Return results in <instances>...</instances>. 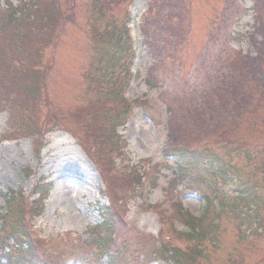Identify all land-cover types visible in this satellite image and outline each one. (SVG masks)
I'll return each mask as SVG.
<instances>
[{
  "label": "rangeland",
  "instance_id": "1",
  "mask_svg": "<svg viewBox=\"0 0 264 264\" xmlns=\"http://www.w3.org/2000/svg\"><path fill=\"white\" fill-rule=\"evenodd\" d=\"M6 1L16 7L33 0ZM91 1L40 3L44 7L40 16L44 17L41 24H36L39 31L22 19L10 23L9 13L0 15V20L6 22L0 24V78L4 76L0 91L6 105L14 106L11 114L17 119V123L15 118L12 121L10 112L0 113V215L6 213L3 195L20 192L28 197L35 180L44 177L54 185L45 212L39 219L27 220L36 233L34 253L42 257L45 246L41 240H48L46 248L56 260L59 254L64 258L72 253L81 263L90 264V256L93 260L99 257L89 244L92 227L99 223L97 207L106 204L103 186L66 131L77 136L82 148L97 157L106 154L108 147L99 149L100 138L96 134L88 136L92 132L83 128L74 112L78 105L89 101L84 73L103 51L96 38L104 35L113 20L121 22L128 12L135 49L132 70L136 76L127 97L145 101L154 119L150 121L140 113L119 130L127 144L119 167L143 174L156 173L157 167L160 173L155 174L156 187L147 202L155 204L156 209L147 213L137 198L130 201L124 215L139 245L128 238L121 244L116 242L109 251L116 255L125 247L121 264L139 263L143 260V242L157 243L161 225L170 248L181 250L186 245L172 238L171 227L180 234L184 229L177 217V195L182 209L192 216L200 217L205 210V201L197 194L180 193L181 185L172 186L167 181L169 172L159 165L171 160L165 159L163 152L189 144L200 147L205 140H264V0H103L100 5L109 13L103 20L92 16ZM6 5L0 0V13ZM13 30L24 36L18 46L11 38ZM34 75L41 82L45 79L46 87L39 97H29L25 90L34 84ZM20 87L22 91H13ZM25 100L30 103L28 108ZM45 119H53L64 128L47 134L36 157L42 134L49 127ZM18 126L20 130L15 128ZM21 129L37 132V145L26 137V132H18ZM219 148L212 145V150L226 160L228 152ZM249 148L234 152L233 173L226 176L224 184L220 181L218 197L210 195L218 213L210 216L217 217L212 221L216 239L206 241L201 248L198 261L204 264L264 261V182L255 167L257 156ZM114 173L109 177L110 184L117 181ZM244 194L257 199L259 213L255 205L248 203L250 200L234 198ZM1 223L0 219V227ZM13 256L17 257L15 252Z\"/></svg>",
  "mask_w": 264,
  "mask_h": 264
},
{
  "label": "trees",
  "instance_id": "2",
  "mask_svg": "<svg viewBox=\"0 0 264 264\" xmlns=\"http://www.w3.org/2000/svg\"><path fill=\"white\" fill-rule=\"evenodd\" d=\"M45 2H48V0H33L32 2L29 1L28 3H21L19 6L14 8L12 7L11 3L6 1L7 5L5 7L7 9L4 8L5 11H1L0 15L9 13L7 14V16L12 19L10 23L17 24L22 19V22L30 25V28H34L39 31V28L36 26V24H41L43 22L41 21V18L44 17V15L40 16L41 9L44 7L39 6V4H43ZM91 2L93 4L92 10H94L92 16L94 15L96 20H103L107 15L104 14L99 7L100 0H92ZM8 17L7 22L9 20ZM113 19L114 18H112V20ZM116 20H113L114 23L111 22L109 26H106L107 31H105L102 37H99L98 35V37L96 38L100 41L103 51L101 55L98 56V58L92 60L89 68L84 73L85 95L87 96L89 101L84 105H78L79 107H77L74 112L79 122H83V128L92 132L88 133V136H94V134H96V136L100 138L101 149L103 145L108 148L112 147L113 145L115 146V144L117 143L115 140L116 126L125 120L128 111L127 106H125L122 100V92L126 83L128 82L127 80L129 76V65L131 62V51L128 43V35L125 23ZM5 23L6 22H4V18L2 21L0 20V24L2 26L5 25ZM12 35L13 37L11 38L14 41V44L16 46L20 45L21 40L24 39V36L20 35L15 30L12 31ZM50 64L51 61L47 64V66H51ZM47 66L45 68H47ZM34 76V84L32 83L29 87H25V90L29 97H39L38 95L40 93L42 95L46 87L43 84L45 81L44 78V81L41 82L39 78L36 77V75ZM2 78H0V80L2 81L0 89L4 84V80H2ZM21 88L22 87L15 88L13 91L20 92L23 90H21ZM3 96L4 94H2V91H0V98H2ZM44 101H46V99H44ZM24 103L27 104L26 108L30 106L28 100H25ZM45 120L47 121V123L53 122L59 124L58 122H54L53 119ZM22 130L24 131V133L26 132V134H29L30 136L38 135L37 132L32 133L31 131L28 132L24 129ZM260 142L262 143L264 142V140H261ZM237 143L239 144V142ZM237 143H235V145H237L236 150H239V146ZM260 145L261 144L256 145L254 141V146H250L249 150L254 151V155L257 156V158H255L254 160L258 162V165H255V167H259L257 168V171L263 177L264 182V145L262 144V150L258 151L260 150ZM232 148L233 149L229 150V152L231 153L235 152L234 146ZM178 161L179 160H176L173 166V181H176V183H184L188 186L190 184L188 176L190 174V170L188 169L190 168V166H192V163L187 161L181 164ZM214 175L215 174L212 170H208L206 174V176L212 178L213 181ZM214 186L215 183L211 186L209 185L208 188L210 190H215ZM34 190H36V192L40 195L43 194L40 191L38 185L34 187ZM238 199L240 201L252 200L249 197H238ZM205 201V211L198 218L192 217L187 212L178 213L177 216L179 220L184 223L186 228V233H183L181 235V238L184 240L185 244L188 245V247L181 250H172L170 248L164 247V249L162 251H159L158 254L164 255L163 257L165 258L166 263L171 262L172 264H204V262L198 261V258L201 255V251L199 250L207 239H209V241L211 242L215 240V227L212 225V221L217 218L216 217L214 219H210L211 215L216 216L215 214H212L213 211L211 210L212 199L209 197H205ZM252 201L256 202V200ZM22 203L23 200L20 197H15L13 193H10L7 200L8 211L6 212V215L0 217L3 219L2 227L0 228V250L4 248L2 246L5 245V243H7L9 240L8 237L5 236H14L13 241L15 243H19V239H25L24 234H22L24 230L22 231V229H24L25 227V218L31 214L32 209L29 210V207L26 205H22ZM256 207L257 208L255 211L259 213V206ZM35 215H37V213ZM103 218L104 223L97 228H99V230L101 228H104V230L107 231V228H111V222L107 220L106 215H103ZM259 220L260 219L257 218V221ZM257 226L260 227V224H258ZM97 228L96 230H98ZM93 230H95V228H93ZM94 234L100 236V231H96ZM98 236L96 237L98 238ZM96 241L98 240H92L94 244L96 243ZM98 244L99 246L97 247H103L106 242H104L103 240L99 241ZM17 246L19 250L23 251V253H21L23 255V258H20L17 261L15 260V262H12V264H25V259H27L26 263L29 262L31 264L34 258L33 255L36 254L34 252H30L32 250V247L29 246V250L26 251V249H28L27 245H25L24 247L22 245ZM260 264H264V261H262Z\"/></svg>",
  "mask_w": 264,
  "mask_h": 264
}]
</instances>
